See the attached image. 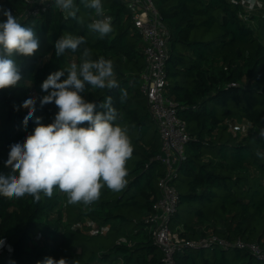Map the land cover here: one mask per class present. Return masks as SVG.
<instances>
[{"label":"trees","instance_id":"16d2710c","mask_svg":"<svg viewBox=\"0 0 264 264\" xmlns=\"http://www.w3.org/2000/svg\"><path fill=\"white\" fill-rule=\"evenodd\" d=\"M153 1L168 30L167 94L177 103V116L191 137L174 181L180 199L170 228L188 238L206 235L211 228L222 238L257 241L264 248V156L257 155L264 153V138L258 134L264 128V0L257 11L246 9L242 0ZM75 3L79 22L64 19L52 5L21 16L25 0H0L22 24L34 27L40 39L33 56L17 57L24 80L0 90V172L10 171L4 166L10 145L34 132L36 117L45 125L54 120L55 103L40 105L47 94L43 81L79 63L86 47L92 59L113 62L120 86L127 90L123 103L119 88H90L82 95L97 104L96 111H103L99 104L112 96L117 122L128 129L134 146L126 163L128 184L118 193L102 188L100 199L87 206L69 204L58 188L51 198L42 195L39 203L27 194L0 196V238L6 241L0 264H37L46 257L79 264H162V251L145 223L165 168L156 158L158 128L140 90L145 67L141 35L124 0H102L113 29L104 38L87 29L96 18L94 10L81 0ZM4 19L0 15V21ZM65 33L84 36L86 44L57 57L54 44ZM33 97L36 110L25 126L29 110L21 105ZM236 123H241L240 129H235ZM174 260L262 264L247 251L218 246L187 248Z\"/></svg>","mask_w":264,"mask_h":264},{"label":"clouds","instance_id":"9594fccd","mask_svg":"<svg viewBox=\"0 0 264 264\" xmlns=\"http://www.w3.org/2000/svg\"><path fill=\"white\" fill-rule=\"evenodd\" d=\"M48 4L49 0H38ZM85 7L93 9L95 17L88 25L90 32L104 38L112 32V17L105 14L102 0H81ZM53 8L63 13L64 19L78 21L79 7L75 0H51ZM0 90L14 88L24 77L17 57H31L40 48V39L32 26H25L10 9L0 5ZM86 44L84 36L65 33L55 41L56 56L67 50L78 52ZM67 76L65 79L61 77ZM90 86V87H88ZM47 93L40 98V105L55 103L58 108L50 124H42L36 117L37 126L22 143L10 145L5 167L0 172V196L22 198L26 194L39 203L42 195L53 196L54 188L67 196L69 204L85 206L97 202L101 189L122 191L128 184L129 171L126 163L133 156L134 146L126 127L117 121L119 113L113 106L112 96H107L96 111L97 104L87 101L82 93L91 89H120L121 102L127 98V90L120 86L114 64L110 59H92L91 50L83 48L79 63H71L67 69L55 71L41 85ZM36 98H28L21 105L28 109L24 125L35 113ZM18 110V109H17ZM86 125V126H85ZM264 138V128L259 129ZM258 156L264 153L257 152ZM6 241L0 238V249ZM8 250L12 249L9 246ZM10 264H14L11 261ZM37 264H79L46 257Z\"/></svg>","mask_w":264,"mask_h":264},{"label":"built area","instance_id":"2783aa9c","mask_svg":"<svg viewBox=\"0 0 264 264\" xmlns=\"http://www.w3.org/2000/svg\"><path fill=\"white\" fill-rule=\"evenodd\" d=\"M134 26L142 39L145 67L140 76V90L146 98L151 116L160 136V151L156 158L164 166V174L157 181L158 195L145 217L154 243L162 251V264H175L176 253L187 248H212L247 251L264 264V248L257 241L236 238L231 241L213 231L198 238L182 236L170 228V218L176 212L179 193L174 187L178 167L185 158V146L190 140L186 123L177 115V103L169 97L166 87L165 62L168 52V30L153 0H124ZM51 5L38 0H25L21 16L36 15Z\"/></svg>","mask_w":264,"mask_h":264},{"label":"crops","instance_id":"0c3cea01","mask_svg":"<svg viewBox=\"0 0 264 264\" xmlns=\"http://www.w3.org/2000/svg\"><path fill=\"white\" fill-rule=\"evenodd\" d=\"M246 5L248 10H258L259 8V4H260V0H242ZM259 3V4H258ZM209 232H212L211 228H207L205 233L208 234Z\"/></svg>","mask_w":264,"mask_h":264},{"label":"rangeland","instance_id":"374dc122","mask_svg":"<svg viewBox=\"0 0 264 264\" xmlns=\"http://www.w3.org/2000/svg\"><path fill=\"white\" fill-rule=\"evenodd\" d=\"M240 124H241V123H236L235 129H240V127H241ZM241 131H242V130H241ZM242 132H244V130H243Z\"/></svg>","mask_w":264,"mask_h":264}]
</instances>
